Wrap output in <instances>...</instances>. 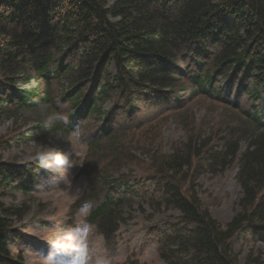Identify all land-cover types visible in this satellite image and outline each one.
I'll return each instance as SVG.
<instances>
[{
  "label": "trees",
  "instance_id": "1",
  "mask_svg": "<svg viewBox=\"0 0 264 264\" xmlns=\"http://www.w3.org/2000/svg\"><path fill=\"white\" fill-rule=\"evenodd\" d=\"M220 78L246 91L249 82L264 85V0H0V120L37 118L21 134L25 141L65 139L75 126L98 121L85 160L99 151L98 159L89 169L84 160L81 172L88 183L70 215L88 204L86 220L109 249L135 184L114 189L98 162L109 159L114 165L123 154L121 135L142 126L137 113L160 114L171 98L181 100L183 81L190 83L189 97L216 95L239 107L237 99L229 100L232 91H215ZM30 80L35 86L23 87ZM253 95L259 97L257 91ZM107 101L112 105L104 109ZM52 109L58 115H49ZM59 109L69 123L58 118ZM243 112L214 135H189L164 153L147 150L159 176L155 210L163 205L179 212L177 223L156 235L165 264H238L231 240L264 231V116ZM242 140L247 144L240 152ZM233 162L239 210L221 224L194 182L203 169L218 173ZM38 166L0 162V264H23L20 254L9 251L7 233L30 207L26 201L5 203L3 196L6 190L27 193ZM256 261L247 256V262Z\"/></svg>",
  "mask_w": 264,
  "mask_h": 264
},
{
  "label": "rangeland",
  "instance_id": "2",
  "mask_svg": "<svg viewBox=\"0 0 264 264\" xmlns=\"http://www.w3.org/2000/svg\"><path fill=\"white\" fill-rule=\"evenodd\" d=\"M216 85L215 90L221 92L220 95L232 91L231 99L239 98L240 108L210 94L199 93L189 97L190 83L183 81V91L179 88L181 100L171 98L162 105L160 114L146 109L137 113L142 126L138 129L130 127L121 135L118 148L122 149L123 154H118V158L113 160L114 165L109 164V159L98 162L97 168L100 167L101 171H107V175H111L110 180L115 188L121 190L124 184H135L132 187L135 193L129 194L131 205L124 209L125 221L120 223L115 233L114 248L111 251L105 246L95 227L85 220L87 205H82L70 215L71 205L82 195L88 183V178L81 169L89 154V135L97 127L98 121L88 119L83 126H75L74 129L80 132L79 139L75 138L73 129L65 139L57 135L51 140L44 138L25 141L20 139L21 134L25 137L26 131L36 122L39 123L37 118L28 116L26 120L17 121L1 119L0 139L6 141V144L0 145V162L23 164L32 162L36 153L46 152L45 163L50 165V168H46L39 164L36 178L27 193L5 191V203L19 204L26 201L30 205L22 219H13L11 230L7 234L11 254H20L23 264H46L44 257L48 254L51 243L65 234H72L79 239L82 226L87 225L85 237L92 264L97 259H103L106 264H129L132 260L145 264H165L158 256L156 235L164 232L166 227L169 229V226L175 225L179 212L163 205L159 210L154 208V201L160 195L156 188L159 183L155 179L159 176H154L155 170L150 159L152 150L167 152L186 141L189 135H214L224 124L241 119L245 109L251 110L258 106L257 115L264 112V86L249 84L250 89L259 92L258 98L248 94L241 86L228 84L223 80H219ZM34 86L33 80L23 84L26 88ZM52 89L58 100L59 85L52 84ZM111 105L112 101H107L103 108ZM59 110L64 116L63 110ZM57 111L58 109H52L49 115H58ZM246 144L245 140L240 142V152L245 149ZM147 150L151 151L150 154ZM57 154L65 155L73 167L56 166L54 158ZM98 154H93V160L97 161ZM93 160H85L89 161L85 164V169L91 167L90 161ZM236 171V162L218 173L203 169L194 182L204 206L221 224L229 221L239 210L241 187L235 178ZM231 247L238 264H264V231L238 235L231 240ZM248 255L256 257L258 261L247 262ZM56 264L69 262L67 257H57Z\"/></svg>",
  "mask_w": 264,
  "mask_h": 264
},
{
  "label": "clouds",
  "instance_id": "3",
  "mask_svg": "<svg viewBox=\"0 0 264 264\" xmlns=\"http://www.w3.org/2000/svg\"><path fill=\"white\" fill-rule=\"evenodd\" d=\"M66 124L69 123L67 116L58 117ZM76 139L80 138L78 129H74ZM46 152H38L33 156V161L38 162L41 166L50 168V165L45 163ZM55 165L58 167L71 168L73 165L68 158L63 154H57L54 158ZM87 225L82 226L79 234V239L74 238L72 234H65L50 244L48 254L44 257L46 264H56L57 257H67L69 264H92L91 258L88 255L87 240ZM94 264H106L103 259H97Z\"/></svg>",
  "mask_w": 264,
  "mask_h": 264
}]
</instances>
